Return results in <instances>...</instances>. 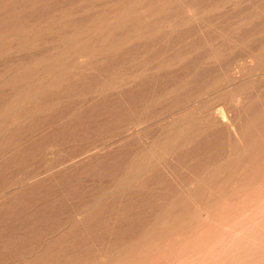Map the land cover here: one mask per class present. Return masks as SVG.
Returning <instances> with one entry per match:
<instances>
[{"label":"rangeland","instance_id":"374dc122","mask_svg":"<svg viewBox=\"0 0 264 264\" xmlns=\"http://www.w3.org/2000/svg\"><path fill=\"white\" fill-rule=\"evenodd\" d=\"M120 1L0 0V7L8 3L21 4L24 12L34 14L30 15L25 22L21 30L23 36L14 32L7 36L0 34V60L10 58L17 61L28 54L31 56L37 54L34 58H38L46 55L48 51L50 53L54 48H69L71 50L82 47L83 44L87 45L96 37L118 34L121 30L126 38L120 37L125 38L124 42L126 43L120 46L124 47L133 42H138L139 45V40L145 45L143 43L145 39L142 38L148 39V43L152 42L148 44L149 46L147 44L144 46L151 49L152 45L154 48L152 47L150 51L147 48L143 50L144 48L141 47L143 45L138 47L140 52L137 50L136 55L140 54L141 58L137 57V61H142L148 53L153 52L152 50H155L156 53L161 52V57H173L176 49L178 51L179 46L177 45H180V42L178 43L174 37L171 38L172 35L169 32L172 28L177 27V25L173 27L172 23L175 21V15L181 12L180 15L183 18L177 19L181 25L178 27L184 28L187 25L192 30L189 36L182 37L180 41L197 40L205 35L213 37L210 44L193 51L185 58L192 59L200 52L202 58L198 61L197 66H211L216 73H221L218 65L220 56L216 57L217 53L230 52L231 49L239 51L238 57L228 65L231 69L239 63L245 65L242 72L243 81L235 86H226L223 77L219 76L212 85H207L208 83L204 82V92L195 102L189 101L183 106L174 107L171 103L178 95V88L192 79L193 67L185 71L180 78L177 75L185 66L182 65L184 62L186 63L184 58L181 60L182 64L181 61L175 60L174 65L161 69L159 72L166 71L169 75L176 76L173 84L168 85L160 99L153 101L150 105L152 107L162 105L166 109L164 114L167 119L164 129L162 131L158 127H151L147 136H138L140 143L136 144L134 148L138 150L140 157L135 164L125 166L119 175L120 181L114 182L110 188L111 190L113 188L130 189L135 195H151L154 205L138 210V214L128 221L129 225L120 229L123 221V216L119 212L121 207L133 205L130 211H136L132 209H136L137 204L133 200H117L108 203L101 208V218L93 220L98 230H102L106 224L113 228L112 232L102 235V238L92 237L90 231H87L82 225L77 229V237L64 235L63 238H60L67 229L64 223L49 234L45 227L50 224L40 223L38 218L43 215V218L47 219L48 212L51 211L52 214L55 212V199L52 195L41 197L37 203L34 202L35 205L33 203L26 211L13 205L16 208L12 213L14 218L10 215L8 219L9 215H6L7 217L3 215L4 218L6 217L4 222L3 216H0L3 218L0 219V245L6 243V239L2 235L9 229V225L11 226L9 222H13V225L16 224V229L20 226L21 232H26L28 229L26 223L21 224V219L24 218L26 212L28 218L25 220H29L28 226L32 227L27 230V233L37 232L40 233V237L29 239L24 243L27 245V249L31 250L30 254L12 257V255L0 252V264H264V159H262L264 152L248 162L243 156H246L250 147L244 144L239 133L237 134L234 130L233 133L227 132L225 125L219 124L228 119L234 121L236 129L240 130L242 124L238 119V115L241 114L240 100L246 95L243 93L237 96L238 90L249 87L252 90L250 91L252 92L251 96L256 95L260 89V86L257 87L254 77H264V2L229 0L226 4L221 3L216 11L211 10L204 14H198V7H205L215 2H225V0ZM47 5H49V10L43 12ZM127 6L132 8V11L126 15V18L120 20L119 16L125 15V13L121 14V11L126 10ZM161 6L164 7L161 8ZM225 12H229L227 16L223 15ZM161 17H167V19L170 17L171 23L170 21L168 24L164 22L166 24L164 27H156V24H152L150 28L154 30H143L139 23L131 28H126L124 25L133 20L137 21V19H139L137 22L146 24L153 21L154 18ZM202 18L212 21L210 24H205L201 21ZM259 20H262L260 34L254 36L250 46L240 50V46L233 41V38H236L241 30L247 29L248 25L245 26L242 23L251 22L254 24ZM110 25L113 29L108 28ZM120 26H124L125 33ZM163 28V32L161 31L159 34V29ZM167 29H169L168 32ZM156 35H160L161 38L159 36L160 39L157 38ZM152 39L154 40L152 41ZM49 48L52 50L50 51ZM85 59L86 57L81 58V60ZM49 63L55 64L56 62ZM13 66L8 72L14 76L40 69L33 67L35 65L29 66V64H14ZM130 66L126 65V67ZM97 71L98 67L92 69L90 73L96 74ZM47 74H45L46 78H51V74ZM112 75L117 78L120 72L115 70ZM21 87L23 88L24 85ZM17 90L19 92L25 90L23 93L25 99L19 102V106H21L27 104L34 97L41 96L46 88L28 93L24 88ZM236 96L239 97L238 102L232 100ZM250 96L246 99H250ZM263 98L262 100L258 99L260 102L257 105L260 109L259 114L264 118ZM171 111L177 113L170 115ZM12 112L3 114L0 118V123L4 126L0 133L8 129L6 123L14 115ZM242 119H244L243 116ZM14 120V125L19 126L23 123L19 122V119L18 121ZM262 128L257 126L253 130V135L254 137L257 135V139L260 138L258 134L264 131ZM214 129L224 130V143L217 146L219 149L217 152L212 153L209 150L201 152L198 154V159L189 162V164L176 161L178 153L191 147V143L186 144V142L198 137L204 131ZM64 148L68 149L67 146L62 147V149ZM102 151L124 152L125 150L115 144ZM15 166L10 168V172L6 170L2 174L0 173V194L4 193L0 196V205L14 198L12 197L14 190L19 191L15 185H18L17 182L20 180L18 178L21 176L16 173H19V169L16 170L19 166ZM67 167L70 166H64V168ZM253 167H255V172L250 174L249 171ZM160 171L163 173V181L158 183L153 191H150L149 180L152 174ZM47 175L44 170L40 172L42 178H46ZM3 179L6 180L4 183ZM3 186L4 189H2ZM98 187L99 183L94 185L91 183L89 186L90 190L94 189L95 191L91 201L97 203L94 207H89L88 211L92 212L93 208H99L103 203L102 199H105L108 193L110 194L108 192L104 196L97 193ZM180 191L184 196L182 200H180L181 194H178ZM43 201L50 202L51 205L48 209L43 208L42 214H39L36 211L42 206L41 202ZM70 201L71 199L67 203ZM59 214L58 217L61 221L66 217L67 210L63 209ZM85 214L82 212V214L76 215V220L81 221ZM82 236L89 238L84 241ZM50 240H57V244L45 254V244ZM36 254L42 255L38 259L33 258ZM75 258L76 260H74Z\"/></svg>","mask_w":264,"mask_h":264},{"label":"bare ground","instance_id":"6f19581e","mask_svg":"<svg viewBox=\"0 0 264 264\" xmlns=\"http://www.w3.org/2000/svg\"><path fill=\"white\" fill-rule=\"evenodd\" d=\"M106 1L102 0V2ZM228 1L225 0V2H215L205 7H198V14H204L211 10L216 11L221 3L226 4ZM258 2H264V0H259ZM145 6L147 7V5ZM213 6L216 8H212ZM48 7L49 5L43 9V12L49 10ZM24 11L21 4L8 3L3 7L1 6L0 34L7 36L14 32L19 36H23L21 30L25 22L30 15H34L33 13L27 14ZM131 11L132 8L127 6L126 10L121 11V14L125 13V15L119 16V19L126 18V15H129ZM180 13L178 12L175 15V21L172 23L173 27L175 25L177 27L181 26L178 18H183V16ZM228 13L225 12L223 15L227 16ZM170 19V17L168 19L167 17L154 18L153 21L146 24L137 22L139 20L137 19V21H126L127 23L124 25H126V28H131L139 23L143 30H154L150 28L152 24H156L157 26L154 25L156 27H164L166 26L164 22L168 24ZM201 21L205 24H210L212 20L202 18ZM242 24L248 25L247 29L241 30L236 38H233V41L240 46V50L250 46L254 36L260 34L262 20L254 24L251 22ZM177 27L172 28L170 25V28H172L169 32L172 35L171 38L174 37L178 43L180 42V45H177L179 46L178 51L176 49L173 57H161V52V54L158 52L159 55L155 50H152L153 52L151 51L152 53L150 54L146 52L148 53L146 55L145 53L146 58L141 59L142 61H137V57L140 54L137 56L136 52L138 47L143 45L142 42L139 40V45L136 41L137 43L133 42L124 47L120 46L126 43L124 42L126 37L121 32L123 30H121L119 33L117 32L118 34L101 35L92 39L91 42L89 41L87 45L83 44L84 46L71 50L69 48V50L54 48L51 51L49 48L51 51L50 53L48 51L47 54L49 55L46 54L38 58H34L37 54L34 56L28 54L17 61H13L10 58L0 60V118L3 114H9L12 111L14 114L7 120L8 129L0 133V173L2 174L6 170L9 171L11 167L16 165L19 166V168H16V170L19 169V173H16L21 176V178H18L20 179L17 182L18 185H15L19 191L16 192L14 190L13 196L11 195L14 198L0 205V216L9 215V219L10 215H12L14 218L12 213H14L13 209L16 208L13 205L26 211L34 202L37 203L41 197L52 195L55 199V212L53 214L51 211L48 212L49 217L47 219L49 221L44 219L43 215L38 218V222H46V224L49 223L51 225L45 227L49 234L53 233L56 228L64 223L67 229L60 238H63L64 235L77 237V229L81 225L87 231H90L92 237L100 238L102 235L112 232L113 228L106 224L102 230H98L93 220L101 218V208L108 203L117 200H133L137 204L136 209H132L136 211H130L133 205L131 207H121L122 209L119 212L123 216V221L120 229L129 225L128 221L138 214V210L154 205L151 195H135L130 189L113 188L111 190L110 188L114 182L120 181L119 175L125 169V166L132 163L135 164L140 157L138 150L134 148L136 144L140 143L138 136H147L151 127H158L162 131L164 129V123L167 119L164 114L166 109L162 105L154 107L150 105L153 101L160 99V96L166 92L168 85L173 84L176 76L169 75L166 71H159L174 65L175 60L180 62L183 58L186 63L182 64L183 62H180L185 66L181 68L177 77L180 78L185 71L193 67L192 79L178 88V95L171 103L175 107L178 105L183 106L184 103L189 101L195 102L204 92V82L208 83L207 85H212L219 76L223 77L226 86L237 85L240 81H243L242 72L245 67L242 63L232 69L229 67V62L236 59L239 52L232 49L230 52H218L216 55V57L220 56L218 65L222 71L221 73H216L211 66L198 67L197 63L201 60L202 53L199 52L192 59H186L185 57L193 51L210 44L213 40L212 35H205L197 40L182 42L180 39L189 36L192 28L187 25L184 28ZM108 28L113 29L111 25ZM121 28L124 29V26ZM159 30V34H161L164 28ZM125 31L124 29V33ZM120 36L125 38L122 39ZM156 36L157 38L160 37V35ZM164 37L166 38L167 35ZM142 39H145V41L143 40L145 45L152 43L150 41L148 43L146 38ZM116 45L120 47H114ZM145 45L141 46L144 48H142L143 50L147 48V46L144 47ZM152 47L151 45V49ZM151 49H148V51ZM82 57H86V59L81 60ZM56 59L58 60L55 61ZM49 62L56 63L50 64ZM14 64L35 65L33 67H39L40 69L27 71L20 76H14L8 72L14 67ZM127 64L131 66L126 67ZM97 67L98 71L96 74H91L90 71ZM115 70L120 72L117 78L112 75ZM46 73L51 74V78H46ZM254 79L257 87L260 86L258 93H255L256 95L250 96L252 94L250 91L252 90L249 87L242 88L237 93V96L243 93L246 95V97H243L245 99L241 98L240 100L241 114L238 115V119L242 123L240 130L236 129L234 121L226 119L219 123L225 125L227 132L233 133L234 130L237 134L239 133L244 144L250 147L246 156H243L246 157L244 159L248 162L259 157L264 152V131L258 134V137H260L258 139L257 135L255 137L253 135V130L257 126L263 127L262 129L264 130V118L259 114L260 109L259 105H257L264 97V77L257 76ZM23 85L27 93L38 91L41 88H46V90L41 96H36L28 101L27 104L19 106V102L25 99V94L23 95L25 90L19 92L17 89H23L21 87ZM93 86L94 88L92 89ZM237 96L232 100L238 102L239 97ZM248 96L251 98L247 100ZM258 99H260L259 102ZM263 101L262 103H264ZM220 112L223 113L221 110ZM175 113L177 112L171 111L170 115ZM242 116L244 119H242ZM13 118L17 121L19 119V122L23 123L19 126L14 125L15 120ZM3 128L4 126L0 123V130ZM223 136V129L204 131L198 137L186 142V144L191 143V147L178 153L175 158L176 161L189 164V162L196 161L198 154L201 152L207 150L212 153L214 151L217 152L219 150L217 146H221L224 143ZM119 142L121 143L119 144ZM115 144L119 148L123 147L125 151H102ZM64 146H67L68 149H62ZM130 154L132 155L130 156ZM65 165L70 167H67L68 169L64 168ZM255 167L249 171L250 174L255 172ZM42 168L48 174L46 178L40 176V172L43 171ZM4 181L6 180L3 179V183ZM162 181V171L152 174L149 180L150 191H153L157 184ZM91 183L93 185L99 183L96 191L101 195L105 196L110 192L105 199H102V205L99 208H93L92 212L88 211L89 207H94L97 202L91 201L95 192L94 189H89ZM4 186L2 189L5 188ZM152 193L154 194V192ZM181 193L182 191L178 194ZM1 195H4V193H1ZM183 197V194H181L180 200ZM69 199L71 201L67 203ZM41 203L42 206L39 209L36 208V212L39 214H42L43 208L48 209L51 205L50 202L46 203L43 201ZM63 209L67 210V215L60 221L58 216ZM82 212L86 213L83 219L81 221L76 220V215H80ZM3 218L1 217L0 219ZM5 218L3 219L4 222ZM27 218L28 214L26 212L24 218L21 219V224L26 223L27 228L30 229L32 227L28 226L29 220H25ZM12 223L9 222L11 226H7L9 229L2 235L6 239V243L0 245V252L12 255V257L30 254L31 250H28L27 245L24 243L29 241V239H38L40 233L33 232V234H28V229H26V232H21L19 230L20 226L16 229V224L13 225ZM88 238V236H82L84 241ZM56 244L57 240L48 241L44 247L45 254L52 250ZM41 255L36 254L33 258L38 259Z\"/></svg>","mask_w":264,"mask_h":264}]
</instances>
